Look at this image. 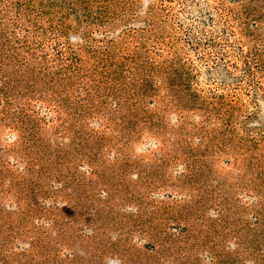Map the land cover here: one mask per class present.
Returning a JSON list of instances; mask_svg holds the SVG:
<instances>
[{
	"label": "rangeland",
	"instance_id": "1",
	"mask_svg": "<svg viewBox=\"0 0 264 264\" xmlns=\"http://www.w3.org/2000/svg\"><path fill=\"white\" fill-rule=\"evenodd\" d=\"M0 264H264V0H0Z\"/></svg>",
	"mask_w": 264,
	"mask_h": 264
}]
</instances>
